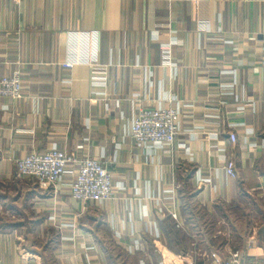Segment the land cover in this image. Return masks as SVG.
<instances>
[{"label":"crops","instance_id":"obj_1","mask_svg":"<svg viewBox=\"0 0 264 264\" xmlns=\"http://www.w3.org/2000/svg\"><path fill=\"white\" fill-rule=\"evenodd\" d=\"M15 71L23 97L0 96V264L264 260V0H0V78ZM163 105H181L188 147L149 154L128 130ZM53 147L103 159L113 198L85 205L17 176Z\"/></svg>","mask_w":264,"mask_h":264},{"label":"built area","instance_id":"obj_2","mask_svg":"<svg viewBox=\"0 0 264 264\" xmlns=\"http://www.w3.org/2000/svg\"><path fill=\"white\" fill-rule=\"evenodd\" d=\"M165 60L167 63L170 62L169 47L165 48ZM72 65L73 63L70 62L66 64L68 67ZM94 79L106 81L104 76H95ZM0 96L11 99L23 97L20 71L0 78ZM182 116L181 105H163L154 109L139 107L129 127V136L149 154L166 147L176 146L179 149H186L188 147L186 142L179 139L182 132ZM230 140L233 143L238 142L235 132L230 133ZM223 160L226 174L236 178L234 159L226 156ZM16 164L21 176L34 177L46 187H62L74 199L85 205H104L113 198L115 193V173L100 158L84 156L79 159L73 153L53 147L45 152L28 153ZM124 187L119 185L120 189ZM139 249V245H136L132 251ZM214 264H264V260L244 254L240 250H232L226 257L216 260Z\"/></svg>","mask_w":264,"mask_h":264},{"label":"rangeland","instance_id":"obj_3","mask_svg":"<svg viewBox=\"0 0 264 264\" xmlns=\"http://www.w3.org/2000/svg\"><path fill=\"white\" fill-rule=\"evenodd\" d=\"M20 159H21V158H20ZM20 159H18V160H20ZM18 160H17V161H18ZM17 161H16V162H17ZM15 165H16V173H17V176H18V177H22L21 174H19V171H18V169H17V164H16V163H15ZM35 179H36V178H35ZM36 180H37V179H36ZM37 182L39 183V185H40L41 187H46V186H44L43 184H41L38 180H37ZM46 188H48V187H46Z\"/></svg>","mask_w":264,"mask_h":264}]
</instances>
